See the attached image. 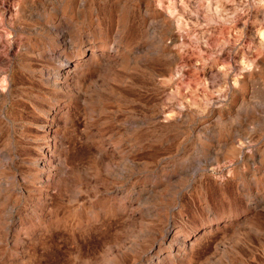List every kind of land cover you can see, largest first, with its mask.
<instances>
[{
  "label": "rangeland",
  "instance_id": "obj_1",
  "mask_svg": "<svg viewBox=\"0 0 264 264\" xmlns=\"http://www.w3.org/2000/svg\"><path fill=\"white\" fill-rule=\"evenodd\" d=\"M263 14L0 0V264H264Z\"/></svg>",
  "mask_w": 264,
  "mask_h": 264
},
{
  "label": "bare ground",
  "instance_id": "obj_2",
  "mask_svg": "<svg viewBox=\"0 0 264 264\" xmlns=\"http://www.w3.org/2000/svg\"><path fill=\"white\" fill-rule=\"evenodd\" d=\"M162 1V0H161ZM223 2H224V0H223ZM224 4V3H223ZM9 8V7H8ZM6 11V10H5ZM249 11V10H248ZM253 11V10H252ZM251 11V12H252ZM10 12V11H9ZM154 12V11H153ZM159 12V11H158ZM257 12V11H256ZM5 13V12H4ZM11 13V12H10ZM157 13V12H156ZM248 13V12H247ZM258 13V12H257ZM257 13H256V15H257ZM149 14V13H148ZM152 15V14H151ZM154 15V14H153ZM245 15H246V13H245ZM262 15V14H261ZM264 15V14H263ZM157 16H159V15H157ZM249 17V16H248ZM257 17V16H256ZM242 19V18H241ZM245 19V18H244ZM248 19V18H247ZM246 20V19H245ZM249 21V20H248ZM244 24V23H243ZM259 24H260V22H259ZM239 25V24H238ZM249 25V24H248ZM243 27V26H242ZM261 27V26H260ZM243 29H245V28H243ZM247 30V29H246ZM245 30V31H246ZM259 30V29H258ZM259 31H261V30H259ZM239 32V31H238ZM248 32V31H247ZM256 32V31H255ZM254 32V33H255ZM246 33V32H245ZM253 34V33H252ZM251 35V34H250ZM259 36V35H258ZM255 37V36H254ZM258 38V37H257ZM260 38V37H259ZM115 42V41H114ZM121 44V43H120ZM250 45V44H249ZM253 45V44H252ZM256 45V44H255ZM257 47V46H256ZM115 48V47H114ZM260 48V47H259ZM120 49V48H119ZM234 50V49H233ZM178 51V50H177ZM235 51V50H234ZM233 51V52H234ZM255 51V50H254ZM264 51V50H263ZM239 52H240V50H239ZM238 52V53H239ZM181 53V52H180ZM243 54V53H242ZM261 54H263L264 55V53H262V51H261ZM113 55V54H112ZM179 55H181V54H179ZM233 55V54H232ZM244 55V54H243ZM111 56V55H110ZM239 56V55H238ZM245 56V55H244ZM117 57V56H116ZM173 57V56H172ZM174 57H176L175 55H174ZM263 57V56H262ZM109 58V57H108ZM177 58V57H176ZM238 58V57H237ZM245 58H246V56H245ZM251 58V57H250ZM256 58V57H255ZM83 59V58H82ZM81 60V59H80ZM253 60V59H252ZM214 61V60H213ZM242 61V60H241ZM248 61H249V58H248ZM174 62H175V60H174ZM262 62V61H261ZM248 63V62H247ZM211 64V63H210ZM241 64V63H240ZM243 64H245V63H243ZM249 64V63H248ZM263 64V63H262ZM210 66V65H209ZM240 66V65H239ZM170 69V68H169ZM211 69V68H210ZM213 70V69H212ZM167 71V70H166ZM218 71V70H217ZM211 72V71H210ZM215 72V71H214ZM220 72V71H219ZM65 73V72H64ZM220 73H222V72H220ZM253 73V72H252ZM258 73V72H257ZM256 73V74H257ZM59 74V73H58ZM214 74V73H213ZM244 74V73H243ZM249 74V73H248ZM65 75V74H64ZM66 76V75H65ZM258 76V75H257ZM61 77V76H60ZM221 77H223V76H221ZM215 78V77H214ZM222 79V78H221ZM230 79V78H229ZM241 79V78H240ZM248 79H250V78H248ZM225 80V79H224ZM223 80V81H224ZM230 81V80H229ZM234 81H235V79H234ZM251 81V80H250ZM59 85V84H58ZM246 85V84H245ZM245 85H244V88H245ZM232 86V85H231ZM48 114V113H47ZM241 149V148H240ZM242 150V149H241ZM40 162V161H39ZM42 162V161H41ZM204 232V231H203ZM206 232V231H205ZM190 244V243H189ZM187 247V246H186ZM151 256V255H150ZM153 259V258H152Z\"/></svg>",
  "mask_w": 264,
  "mask_h": 264
}]
</instances>
